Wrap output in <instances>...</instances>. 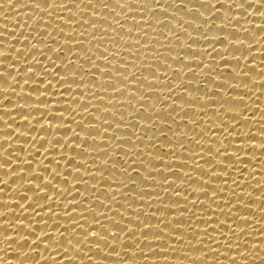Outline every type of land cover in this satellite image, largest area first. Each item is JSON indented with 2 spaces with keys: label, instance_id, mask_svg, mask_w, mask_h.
I'll use <instances>...</instances> for the list:
<instances>
[{
  "label": "bare ground",
  "instance_id": "6f19581e",
  "mask_svg": "<svg viewBox=\"0 0 264 264\" xmlns=\"http://www.w3.org/2000/svg\"><path fill=\"white\" fill-rule=\"evenodd\" d=\"M0 264H264V0H0Z\"/></svg>",
  "mask_w": 264,
  "mask_h": 264
}]
</instances>
